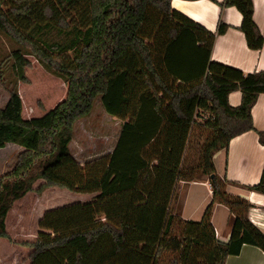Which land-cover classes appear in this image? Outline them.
Masks as SVG:
<instances>
[{
    "label": "trees",
    "instance_id": "1",
    "mask_svg": "<svg viewBox=\"0 0 264 264\" xmlns=\"http://www.w3.org/2000/svg\"><path fill=\"white\" fill-rule=\"evenodd\" d=\"M220 5L241 13L247 46L260 49L252 1ZM39 23L72 27V56L27 33ZM225 29L220 22L216 32L206 30L170 0H0V30L28 51L9 55L19 88L0 108V148L24 149L0 177V239H10L5 219L14 202L42 180L37 192L95 196L44 213L36 238L17 242L31 249L30 264H224L244 244L264 252V234L247 217L250 203L226 191L233 182L213 163L233 137L254 129L251 108L264 93V70L244 74L210 59ZM233 91L241 92L236 107L228 103ZM97 96L124 122L112 153L79 163L68 146L73 125ZM199 111L209 114L201 125L211 134L197 164L188 166ZM258 136L264 145V133ZM202 178L212 197L201 219L172 213L176 184ZM246 188L264 194V165L259 182ZM216 203L234 216L227 242L217 240L211 223Z\"/></svg>",
    "mask_w": 264,
    "mask_h": 264
},
{
    "label": "crops",
    "instance_id": "2",
    "mask_svg": "<svg viewBox=\"0 0 264 264\" xmlns=\"http://www.w3.org/2000/svg\"><path fill=\"white\" fill-rule=\"evenodd\" d=\"M251 1L253 6L252 20L263 37L262 47L258 50L247 46L244 34L239 28L242 20L241 13L234 6H221L223 0H170V7L211 32H216L220 22L225 24V31L216 34L214 38L210 59L248 74L264 70V0ZM240 101V91H233L228 95L230 106L236 107ZM109 116L119 120L120 129L113 147L106 154L112 153L124 122L122 119ZM251 119L254 129L233 137L226 148L213 155V163L218 176L233 182L226 186V191L231 195L244 198L250 203L251 207L247 212V217L264 234V194L246 188L259 182L264 165V145L259 142L258 136V132L264 133V93L258 95L251 108ZM71 141L68 144L69 150ZM74 159L76 160V158ZM94 196L90 197L89 200ZM211 197V188L207 178L188 182L179 181L176 184L170 208L172 213L179 215L182 219L198 221L201 219ZM7 216L5 229L9 235ZM233 219L234 216L225 205L216 203L213 206L211 223L214 227L215 236L220 242L229 240ZM23 236L27 237V234H23ZM25 239L24 241L28 242L34 240ZM6 240V244H9L8 241L11 242V238ZM15 245L20 249L31 250L28 247L18 245L17 242ZM13 252V248L7 245L5 254H14ZM7 264H10V261ZM25 264H30L29 259L25 261ZM224 264H264V252L258 247L244 244L239 254L228 256Z\"/></svg>",
    "mask_w": 264,
    "mask_h": 264
},
{
    "label": "rangeland",
    "instance_id": "3",
    "mask_svg": "<svg viewBox=\"0 0 264 264\" xmlns=\"http://www.w3.org/2000/svg\"><path fill=\"white\" fill-rule=\"evenodd\" d=\"M27 33L40 44H59L62 47V52L67 56H72L73 50L67 49L72 46L75 36L72 27L63 30L52 23H39L33 25ZM15 50H20L23 53L28 52L26 48L0 30V108H3L9 100V90L17 91L19 88L12 68L13 61L9 57L10 53ZM36 74L37 68H34V75ZM208 116L209 114L203 111H199L196 116L198 123L192 128L189 146L185 154V162L188 166L197 164L200 149L210 137L211 131L201 125ZM119 127V120L106 114L101 106L100 97L97 96L90 113L77 119L73 125V138L70 145L72 155L79 163H84L106 154L117 139ZM23 150L21 146L14 143H8L4 148H0V177L13 169ZM41 183L42 180L36 181L33 190L26 193L20 200L15 201L8 213L7 229L10 231L11 242L8 241L9 244H6L5 238L0 239V264H7L9 261L10 264H25L31 250L20 249L15 245V242L24 241L25 238L34 239L40 230L37 227V222L46 211L71 203L84 202L94 195L72 193L58 188H46L37 192L36 189ZM23 234H27V237H24ZM7 245L13 248L14 254H5Z\"/></svg>",
    "mask_w": 264,
    "mask_h": 264
}]
</instances>
